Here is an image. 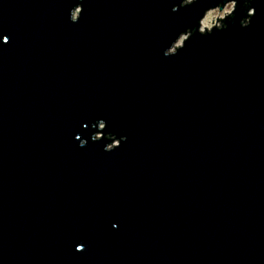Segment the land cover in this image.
Listing matches in <instances>:
<instances>
[{"label":"water","instance_id":"obj_1","mask_svg":"<svg viewBox=\"0 0 264 264\" xmlns=\"http://www.w3.org/2000/svg\"><path fill=\"white\" fill-rule=\"evenodd\" d=\"M0 264H264V0H0Z\"/></svg>","mask_w":264,"mask_h":264},{"label":"rangeland","instance_id":"obj_2","mask_svg":"<svg viewBox=\"0 0 264 264\" xmlns=\"http://www.w3.org/2000/svg\"><path fill=\"white\" fill-rule=\"evenodd\" d=\"M234 9V3H230L228 5H226L223 9L217 8L214 10H211L207 13L206 17L204 18V20L202 21V30H209L212 29L213 27H215L217 25V21H218V17L219 19L223 20V18H225V14L226 16L228 14H230ZM74 15H77V12L74 13ZM185 36H183L180 41L178 42V46L182 44V40ZM176 48V47H175ZM175 49H173L172 51H174ZM118 143V142H116ZM113 145H111L110 147H112Z\"/></svg>","mask_w":264,"mask_h":264}]
</instances>
